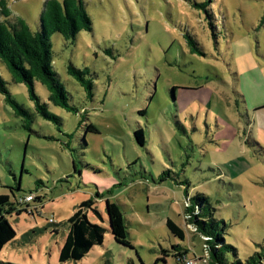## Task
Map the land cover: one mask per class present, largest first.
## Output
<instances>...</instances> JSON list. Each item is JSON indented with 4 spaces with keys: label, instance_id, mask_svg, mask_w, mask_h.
I'll use <instances>...</instances> for the list:
<instances>
[{
    "label": "rangeland",
    "instance_id": "374dc122",
    "mask_svg": "<svg viewBox=\"0 0 264 264\" xmlns=\"http://www.w3.org/2000/svg\"><path fill=\"white\" fill-rule=\"evenodd\" d=\"M3 1L12 17L38 29L45 0ZM84 1L92 30L73 43L59 34L50 42L68 103L86 109L84 124L98 133L84 137L78 115L50 104L38 83L35 92L67 135L37 115L30 129L38 135L30 133L0 95V195L42 198L33 217L9 219L18 243L4 247L0 264H152L171 245L208 264L197 237L181 242L165 226L171 219L193 232L183 209L197 194L226 225L223 243L235 249L229 260L263 255L256 264H264V0ZM206 1L211 19L195 7ZM185 34L202 57L189 52ZM68 65L88 70L92 101ZM0 75L32 110L26 88L10 81L1 62ZM138 128L143 147L133 137ZM165 170L186 182L161 183ZM88 199L104 216L106 201L120 207L132 248L107 232L81 261L59 263L67 220Z\"/></svg>",
    "mask_w": 264,
    "mask_h": 264
},
{
    "label": "trees",
    "instance_id": "16d2710c",
    "mask_svg": "<svg viewBox=\"0 0 264 264\" xmlns=\"http://www.w3.org/2000/svg\"><path fill=\"white\" fill-rule=\"evenodd\" d=\"M207 6V1L195 4L196 8L204 10L206 16L211 19L212 14L206 10ZM0 10V62L9 74L10 81L26 88L27 97L32 103V110L24 108L12 97L7 87L9 83L1 75L0 95L3 97L4 103L12 110L13 115L21 119L23 128L38 135L37 132L30 129L36 120L35 115L54 124L57 129L61 124L60 118L49 111L48 104L42 102L35 92V84L38 83L47 91V101L50 104L68 113L78 115V126L84 127V137L87 133H98L93 124H84L87 122V110L82 108L78 111L68 103V94L53 69L50 42L52 35L59 34L65 41L73 43L78 33L92 30V22L86 12L85 1L45 0L36 31H32L21 18L12 17L3 0H0ZM183 37L191 54L201 57L204 55L192 36L185 34ZM67 74L82 88L86 98L92 101L93 83L89 78L88 70L68 65ZM139 114L146 113L139 111ZM58 131L61 132L60 129ZM133 137L137 145L141 147L145 145L144 133L141 128L134 130ZM72 162L75 163V160L72 159ZM179 176V173L173 174L171 170H165L160 176V182L163 183L166 180L172 182L175 179L179 185H182L186 180L179 181ZM16 190L20 191L19 185ZM11 195L13 196L12 200L8 195H0V252L17 236L9 220L11 216L26 213L33 217L34 212L37 213L42 206V198L37 195H34L35 198L30 205L20 202L24 195L19 199H16L12 192ZM189 202L191 206L185 205L183 213L190 216L186 222L193 225L196 230L189 232L185 225L180 226L171 219H167L165 226L170 235L181 242H188L189 235H192V239L197 237L201 242V247L203 244L208 246V264H242L238 260L234 262L229 260V254L231 252L235 254V249L223 243L226 225L223 221L214 218L212 214L214 211L209 200L197 194ZM95 204L96 201L92 199L81 202L68 218V231L59 249V263L81 261L92 249L102 246L107 232L117 244L132 248L120 207L116 203L106 201L104 216ZM105 223H107L108 229L104 227ZM201 236L208 240L204 241ZM183 256L195 257L194 254L190 256V249L185 245H171V249L162 250L160 257L152 264H168L169 259L174 261L173 264H182ZM262 256L250 257L243 264H256L258 263L256 259ZM127 264L133 263L129 261Z\"/></svg>",
    "mask_w": 264,
    "mask_h": 264
},
{
    "label": "built area",
    "instance_id": "2783aa9c",
    "mask_svg": "<svg viewBox=\"0 0 264 264\" xmlns=\"http://www.w3.org/2000/svg\"><path fill=\"white\" fill-rule=\"evenodd\" d=\"M34 198H35V196H34V194L33 193H28V194H25V196H23V198L20 200V202L22 203V204H31V202L34 200ZM189 201V200H188ZM190 218V216L189 215H184V219H185V221L187 220V219H189ZM196 229L193 227V230L192 231H195ZM202 239L204 240V241H207L208 240V238H206V237H202ZM202 251L204 252V254H205V258L206 259H208V252H209V249H208V246L206 245V244H203V246H202ZM181 263L182 264H196L197 263V261H199L198 259H196V257H188V256H183L182 257V259H181Z\"/></svg>",
    "mask_w": 264,
    "mask_h": 264
},
{
    "label": "crops",
    "instance_id": "0c3cea01",
    "mask_svg": "<svg viewBox=\"0 0 264 264\" xmlns=\"http://www.w3.org/2000/svg\"><path fill=\"white\" fill-rule=\"evenodd\" d=\"M96 205V204H95ZM67 229H68V227H67ZM68 231V230H67ZM67 234V233H66ZM66 237V236H65ZM65 239V238H64ZM17 240H15V241H13L12 243H10L9 245H12L11 247H15L16 245H17ZM64 242V241H63ZM63 242L61 243V246H62V244H63ZM22 243H20V245H21ZM196 256V255H195ZM133 264H135L134 262H132ZM143 264V263H142ZM168 264H173L172 262L171 263H169L168 262Z\"/></svg>",
    "mask_w": 264,
    "mask_h": 264
},
{
    "label": "water",
    "instance_id": "95a60500",
    "mask_svg": "<svg viewBox=\"0 0 264 264\" xmlns=\"http://www.w3.org/2000/svg\"><path fill=\"white\" fill-rule=\"evenodd\" d=\"M73 167H74V165H73Z\"/></svg>",
    "mask_w": 264,
    "mask_h": 264
}]
</instances>
